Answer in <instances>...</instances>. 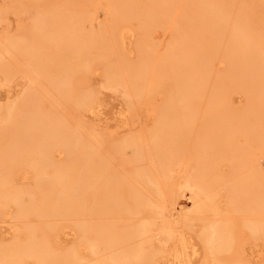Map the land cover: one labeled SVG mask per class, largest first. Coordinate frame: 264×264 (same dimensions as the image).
Here are the masks:
<instances>
[{
    "label": "bare ground",
    "instance_id": "1",
    "mask_svg": "<svg viewBox=\"0 0 264 264\" xmlns=\"http://www.w3.org/2000/svg\"><path fill=\"white\" fill-rule=\"evenodd\" d=\"M136 2L124 0L122 5L106 7L115 24L111 30L106 26L99 28L100 32L84 31L85 22L79 17L63 22L56 14L52 15L47 27L40 15L43 10L39 8L41 12H36L39 15L33 18L31 27L23 28L19 34L9 36L0 43V73L7 82L9 76L14 74L12 72L17 62L13 63L11 59H17L28 65L27 68L30 66L31 71L46 81L42 85L47 93L57 99L73 97L76 108L84 110L99 99L100 93L78 89L75 80L89 73L94 65H102L106 72L103 82L105 87L125 88L126 102L134 107L141 98L150 95L151 85H154L148 57L142 55L137 61H128L124 65H117L119 61L113 58L116 57L118 47L124 46L127 38L133 37L138 31L132 25L134 17L142 18L138 27L145 37L150 36L153 25L160 24L152 14H138ZM160 4L164 11L173 8V0H161ZM196 6L203 9V16L207 25L213 27L214 34L226 32L222 54L227 53L232 57L240 52L242 57L247 58V72L237 69L248 80L247 84H257V78L264 82V48L259 40L253 38L243 15L228 13L227 7L217 0H192L184 14L187 17L192 15ZM91 17L87 15L85 20L93 19ZM130 20L133 22L130 23ZM74 27L83 28L80 35L76 36V30L72 31ZM168 64L166 58L165 64L159 68L169 80V93L159 108L154 126L142 135H131L111 143L114 152L121 154L126 147L133 146L138 161L149 153L154 158L150 163L156 164L158 173L152 172L148 166L149 169H135L133 176L127 177L119 169L111 167L107 161L98 157L93 143L88 141L91 139L78 133L64 115L56 112L52 106H42L43 91L36 89V93L30 89L24 98L20 96L21 99L17 97L14 101L10 100V103L0 105V215L9 216L12 213L15 220L26 219L19 236L9 243H0V264H28L29 261L41 264H152L158 251L146 250L143 242L137 239L151 233L153 222L145 215L136 221L121 224L106 220L104 215L145 214L150 207L159 208L160 211H155L161 214L168 201L167 196L178 189L177 194H184L183 197L187 196L186 189L194 190L195 193L192 209L183 216L184 225L188 226L192 219L201 222L198 236L205 252L201 264H246L238 253L241 248L237 249V226L241 222L250 233L249 237H264V177L255 172L236 175L235 171L241 167L243 169L254 165L251 163L252 150L250 152L253 145H238L239 139L236 138L243 134L248 143L255 139L256 136L250 130L243 132L241 123H246L248 112H264V93L257 100L251 99L243 110L234 111L227 106L229 104L225 102L224 94L222 111L215 109L204 114L202 124L194 130L189 110V100L193 94L192 78L187 71L168 74ZM223 85L225 93L236 88L228 83ZM227 96L230 99V95ZM34 105L35 110L34 107L31 110L29 106ZM22 111L24 114H21ZM227 112H230L232 126L222 119ZM12 127L23 131V134L6 142L1 141L5 140L7 130H13ZM193 135V144H188L193 153L190 152L191 157H188L196 161L191 160L195 164L182 179L186 184L182 192L183 186L177 187L180 183L174 182L172 174L174 167L183 160L180 152L187 148L189 141L186 138ZM183 141L185 146L182 145ZM259 149L264 155V144ZM55 152L65 158H54ZM226 155L231 156L229 161L234 174L220 175L218 165ZM254 156L260 158L258 154ZM19 166H27L35 174L32 185L20 186L14 183L15 175H20L14 168ZM219 180H224L223 183L228 186L226 195L231 203L230 210L240 213L239 218L213 216L217 215L218 208L211 198L215 195L213 188ZM93 214L97 215L96 220L86 216L78 217L74 220V226L71 225L72 231L74 229L79 234L77 243L63 249L54 248L50 237L58 226L55 227L51 219ZM31 216L37 220L32 221ZM5 217H2V221ZM165 224L163 228L168 233L169 241L179 243L170 250L174 264H189L192 257L199 254V248L196 244L189 246L187 236L179 237L176 231L169 230ZM82 248L89 255H83L80 251Z\"/></svg>",
    "mask_w": 264,
    "mask_h": 264
},
{
    "label": "rangeland",
    "instance_id": "2",
    "mask_svg": "<svg viewBox=\"0 0 264 264\" xmlns=\"http://www.w3.org/2000/svg\"><path fill=\"white\" fill-rule=\"evenodd\" d=\"M123 1L124 0H37V3L36 0H0V43L4 42V40L9 36L19 34V32L24 30L26 27H31L33 23L32 21H34L33 18L35 19V17L39 15L36 12L39 13L42 10L43 11L40 15H42L45 20L47 27L51 18L54 16L53 14H56L63 19V22L66 20L73 21V18L77 17L81 18V20L85 22L84 31L86 32L93 30L95 32H100L99 28H103V26L109 27L110 29L111 26L115 24V21H113L106 7H110L109 5L114 4L122 5ZM136 1L135 7L138 14H152L154 18L160 21V24L153 25L154 27L150 28V30H152L151 33L149 32L150 36L147 35L148 37H145L144 32L138 27L142 18H131L134 22L133 20H130V23L133 22L132 25L135 26L133 27L138 31H136L133 37L129 39L127 38L124 46L121 45L118 47L116 57L113 58L114 60L119 61V63L116 62L117 65H124L128 61H137L139 58L143 57L142 55H146L148 57L150 62V73H152L154 85H151L152 91L150 95L141 98L138 102H136L137 104H135L134 107L132 106L133 108L126 102L127 97L124 95L126 94L125 88L120 86L116 88L105 87L103 82L105 80L106 72L105 69L102 68V65H94V67L91 68V71H89V73L87 72L88 74L86 73L85 76H79L75 80L76 87L79 86L78 89H82V91L91 90L96 93H100L98 94L99 99L95 101L89 109L86 108L87 110L76 108V105H74L75 99H73V97L71 99H57L51 96L50 93H47L43 88L44 86L42 84H44V82L46 83V81L33 70L32 72L30 66L27 68L28 65H24V63L22 64V62H19L17 59H11L13 63L17 62L15 63V67L12 72V74H14L9 76L7 82L3 74L0 73V105L8 103L10 100L14 101L17 97H19V99L24 98L26 94H28L27 90L30 89L36 93H38V90L43 91L44 99L42 101L44 102L41 101L42 106H47L49 108L52 106L56 112H59L62 116L64 115L63 117H65L66 121H68V123L71 122L69 125L74 127L78 133H81L84 138L91 139L88 141L93 143L95 152H98V157L104 159L105 162L107 161L106 163L110 166L112 165L113 167L119 169V171L127 177L133 176V171L139 168L149 169L150 167L152 172L155 171V173H158L156 164H154V167V165L150 163L152 162L153 157L149 153L144 154L145 157L142 156L143 158L141 157L138 161V159L136 160L135 158L134 153L136 151L133 146L126 147L124 149L125 152H122L121 154L114 152L115 150L111 147V143H113V141H121L131 135H142L149 131L156 123L159 108L168 98L169 93V80L167 76L162 75L159 69L163 63L165 64L166 58H168L169 63L168 74H174L178 71H187L189 73V77L192 78L193 94L189 100V110L192 116V126L194 130L199 127V124H202L201 122L205 117L203 116L204 114H208L215 109L222 111L221 104L225 101L223 100L224 94L226 99L225 102L229 104L227 106L229 109L234 111L239 109L243 110L247 107L248 102L251 99L257 100L261 93H264V82L262 80L257 78V84L250 82L253 86L248 85V80L244 75L239 74L237 70L239 69L247 72L245 67L248 61L247 58L242 57L240 52L234 54L232 57L226 55L227 53L225 55L224 53L222 54L225 47L226 32H222L218 35L214 34L212 29L213 27H211L210 24H208L209 26L207 25L203 16V9L201 7L196 6L193 10V14L188 17L186 16L187 14H184L187 5H189L192 0H188L189 2L187 0H173V8L170 11H164L161 9V0ZM217 1L227 7L228 13L242 14L244 20L250 26V32L252 33L253 38L259 40L264 48V0ZM101 5L102 7H99ZM22 11L23 13H21ZM87 15H92L93 17L91 18L93 19L85 20V16ZM50 26L51 25H49V27ZM73 30H76V36H78L81 34L80 31H82L83 28L74 27L72 28V31ZM113 63L115 64L114 61ZM36 74L38 76H36ZM224 83H228L232 87L236 88L233 90L231 88L225 93L223 92L225 89V85H223ZM226 94L230 95V99H228L229 96L226 98ZM20 96L22 97L20 98ZM29 107L30 109L34 107V110L36 108L35 105ZM21 114H24V111H22ZM222 119L232 126L230 112H227ZM246 119V123H241V127L244 133L247 130L253 132V135L256 136L253 140L254 143H248L243 134L237 136L236 140L239 139V142H237L239 143L238 145L243 144L241 146H244L245 144L253 145L251 147L249 145L247 146L252 148L250 149V152L252 150V152L256 155L258 154L261 159L258 157L255 158V154L251 152V157L254 159H251V163L253 162L254 165L246 166L247 168L244 167L243 169L241 167L240 170L235 172H237L236 175H241L245 172H255L259 174V176L262 175L263 178L264 159L262 157H264V155L259 148L261 144H264V112L259 110H255L251 113L248 112ZM7 131L5 140H1L3 142H6L8 139H14L23 134V131L17 130L16 128L11 131ZM262 135L263 138L261 137ZM193 137L194 135L186 138L188 139L187 141H189L188 143L184 140L187 145L183 141L182 145H186L187 148L181 149L183 150V152H180L183 154V160L174 167L172 174L174 182L176 184L180 183V186L178 185L177 187H181L182 185L183 189L186 188V184L183 183L184 180L182 179H184L186 172L190 171L193 164H195L194 162L192 163V161L195 160L194 158L193 160L191 158L192 161L190 160L193 149L189 147V145L193 144L192 142L195 140ZM258 140L261 141L258 142ZM53 155L54 158L58 160L65 158V156L59 152H55ZM189 155L190 157H188ZM229 155H226L218 165V172L220 175H223L222 173L234 174V171L231 170V162L229 161V157L231 156ZM258 162H260V164ZM153 163L156 162L153 161ZM27 168V166L14 168V171L17 169L18 171L16 170V172H20V175L15 173L18 176V178L16 175L14 177L15 184L20 186L32 185L35 174ZM223 181L224 180H219L213 188V193L215 191V195L213 194L211 199L218 208L217 215L213 216L220 217V215H229L234 218H239V216H241L240 213L230 210L231 203L227 197L228 194L226 195L228 192V186H226ZM219 184L221 185L219 186ZM183 189L181 188L182 192L185 191V189ZM186 191L187 193H185L187 196L184 197V194L178 195L177 192L173 194L170 193L171 196L169 194L166 198L168 200L165 203L166 209L164 208V211H162L161 214L156 213V211H160L159 208L156 207V209L150 207L145 214L136 213L123 215L121 213H117L115 215L104 216L106 217V220L116 221L121 224L129 221H136L140 217L147 216V218L153 222L151 226L152 231L150 234L146 235V237L148 236L147 238L142 237L137 239V241L141 243L143 242L146 250L152 249L153 251H158L154 260L151 262L152 264H174V257L170 255V250L174 249L176 244L179 243L174 240L169 241L168 233L163 228V225H166L165 223H167L169 230L176 231L179 237L181 235H184L185 237L187 236L186 238H188L189 246H191V244L197 245L200 252L196 257H192L189 264H201V261H203V258L205 257V252L200 245L198 236V233L201 230V222L197 219H192L193 221H196H190L188 226L186 224L184 225L185 218L183 215L192 209V199L195 197V193H193L194 190L191 191L186 189ZM172 197L174 200L171 199ZM4 216L7 217H5L2 221V217ZM4 216L0 215V243H9L20 235V228L26 219L15 220L12 213L9 216ZM71 216H60L51 219L50 222L53 223L54 226H58L55 231L56 233L53 232L50 237L51 244L54 248L63 249L66 248V246L68 247L77 243L80 237L74 229L72 231V227L75 222L74 220H77L78 217H87L90 220H96L97 215ZM30 219L32 221L37 220L34 216H31ZM236 233V238H238L237 249H239V247L241 248L238 252L241 260L244 259L243 261L246 264H264V237H249L250 233L241 225V222L237 226ZM164 248L165 250L162 252L161 250ZM190 249L191 247L188 248L189 252H191ZM80 251L83 255H89V253L83 248L80 249ZM223 254L228 255L227 253ZM90 257L94 258L93 255ZM29 262L28 264H41L37 261Z\"/></svg>",
    "mask_w": 264,
    "mask_h": 264
}]
</instances>
